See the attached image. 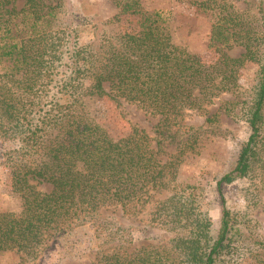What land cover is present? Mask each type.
Masks as SVG:
<instances>
[{
	"label": "trees",
	"instance_id": "16d2710c",
	"mask_svg": "<svg viewBox=\"0 0 264 264\" xmlns=\"http://www.w3.org/2000/svg\"><path fill=\"white\" fill-rule=\"evenodd\" d=\"M62 2L23 0L16 7V0H0L2 165L11 190L23 198L20 211H0V251L34 258L49 238L87 225L100 248L90 264H239L231 258L244 242L246 212L226 207L221 185L258 174L264 189V15L246 19L221 1L194 0L215 17L214 54L206 59L175 43L162 11H143L137 0L136 8H122L140 12L144 26L113 34L93 30L87 38L59 21ZM235 45L243 48L238 55L229 53ZM246 62L257 66L241 90L238 74ZM223 92L233 98L218 108L233 114L239 106L235 114L249 133L232 167L216 177L221 217L215 231L201 190L177 187L175 177L197 139L196 129L181 120L191 111L216 122L218 112L206 115L208 105ZM92 97L122 99L159 115L156 143L176 142L177 150L161 160L144 129L113 132L90 110ZM41 182L50 189L37 188ZM161 189L168 193L154 202L148 220L171 232L168 242L128 250L132 231L99 211L136 212ZM256 250L246 243L244 251Z\"/></svg>",
	"mask_w": 264,
	"mask_h": 264
},
{
	"label": "rangeland",
	"instance_id": "374dc122",
	"mask_svg": "<svg viewBox=\"0 0 264 264\" xmlns=\"http://www.w3.org/2000/svg\"><path fill=\"white\" fill-rule=\"evenodd\" d=\"M193 1L137 0L143 11H162V18L168 23L175 43L184 45L208 59L214 54L213 46H209V38L215 17L211 10H203ZM211 1L212 4L214 1L225 3L229 9L242 13L246 19L264 15L263 0ZM62 3L64 9L61 10L59 21L62 24L75 25L78 30L83 31L81 36L85 38L92 37L93 30L96 33L104 31L113 34L122 30H137L145 24L140 12L131 8L123 10L125 3L136 8L133 0H63ZM22 4L23 0H16V7ZM242 50V46L235 45L229 49V53L238 55ZM256 66L254 62H246L240 68L238 82L241 90H246L250 86ZM70 69L71 65L62 67L61 75H67ZM232 98L230 93L223 92L208 105L206 115L216 110L218 112L217 121L214 123H205V115L191 111L181 120V124L196 129L197 139L193 145L194 151L185 155L183 161L178 164L175 182L177 187L195 185L199 191L201 190L215 231L221 217L220 199L214 187L216 177L232 167L237 151L249 133L247 122L235 114L240 113L239 106L233 114H227L222 108H218L220 103L223 105L225 100ZM88 104L92 113L104 120L113 132H122L131 125L144 129L159 159L165 160L177 150L176 142L156 143L154 129L159 115L151 114L122 99L117 102L109 97H92L88 99ZM2 160L3 145L0 142V211L18 212L23 207V198L18 192L11 190ZM37 188L49 190L50 185L41 182L37 183ZM221 191L229 210L240 212L241 215L246 212L241 232L244 235V242L236 247L231 259L239 264H264V246L261 245L264 244V189L260 184L259 175H247L224 182ZM167 193V189L154 191L150 199L136 212L123 213L119 206H114L104 207L99 213L103 217L114 218L117 224L132 231L133 242L128 250L147 243L165 244L171 232L149 222L148 213L154 202ZM248 241L259 247L260 250H256L259 251L257 254L244 251ZM99 249L98 242L91 236L87 225H80L73 228L68 235L49 238L34 258L22 257L21 253L14 249L0 251V264H90Z\"/></svg>",
	"mask_w": 264,
	"mask_h": 264
}]
</instances>
